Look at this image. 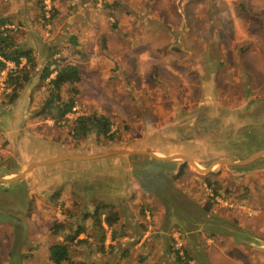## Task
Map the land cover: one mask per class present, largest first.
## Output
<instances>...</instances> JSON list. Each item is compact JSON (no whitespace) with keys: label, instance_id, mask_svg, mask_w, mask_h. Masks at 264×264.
<instances>
[{"label":"rangeland","instance_id":"374dc122","mask_svg":"<svg viewBox=\"0 0 264 264\" xmlns=\"http://www.w3.org/2000/svg\"><path fill=\"white\" fill-rule=\"evenodd\" d=\"M0 18L37 60L15 99L0 72V177L50 152L20 145L12 156L4 131L15 123L4 115L15 113L56 152H184L208 168L264 148V0H0ZM54 58L83 74L68 120L37 115L50 95L40 76ZM93 112L112 119L116 140L73 135V120ZM255 162L208 173L186 163L175 179L163 172L177 163L144 155L36 167L0 183V212L26 224L0 221V264H54L50 247L78 225L86 232L64 264H182L176 250L191 264H264V157ZM97 208L119 222L84 220Z\"/></svg>","mask_w":264,"mask_h":264},{"label":"trees","instance_id":"16d2710c","mask_svg":"<svg viewBox=\"0 0 264 264\" xmlns=\"http://www.w3.org/2000/svg\"><path fill=\"white\" fill-rule=\"evenodd\" d=\"M72 3H76L77 0H69ZM76 43V38H73ZM26 61L24 65L23 61ZM59 58H54L47 63L42 70L40 79L41 81H47L50 95L46 100L42 112L49 113L51 118L58 121L68 120V115L74 112L76 107L77 96L79 94L76 84L83 80L80 68L74 64H65ZM11 61L17 66L16 70L9 71L7 76V83L9 87H12V98H16L19 92L25 90L26 85L32 80L31 71L36 69L37 60L35 58L33 50L17 44L10 34V29L7 27V20L0 18V72L7 68V63ZM69 85L71 96L66 99L64 94V87ZM222 119L224 113L219 115ZM219 123L221 119H216ZM73 135L75 137H88L90 134H97L103 136L106 140H116L118 138V132L114 130V123L112 119L103 114L97 112L91 114H82L77 116L73 120ZM187 162H184V167L187 166ZM184 174V168L179 171V175ZM104 209L97 208L93 214H87L84 220L92 217L100 225L106 224L108 227H113L119 222L120 216L117 212L106 211ZM104 216V218H103ZM63 228L62 224H57L54 227L56 229ZM86 232V229L82 225H78L74 230V235L66 236L64 243H56L50 247V259L54 264H64L71 261V249L70 245L76 241L81 233ZM175 257L177 262L182 264H191V256L188 252L185 255L180 254V250H176Z\"/></svg>","mask_w":264,"mask_h":264},{"label":"crops","instance_id":"0c3cea01","mask_svg":"<svg viewBox=\"0 0 264 264\" xmlns=\"http://www.w3.org/2000/svg\"><path fill=\"white\" fill-rule=\"evenodd\" d=\"M25 61V60H24ZM24 61H23V63H24ZM68 64H71V63H68ZM23 65V64H22ZM75 65V64H74ZM78 66V65H77ZM79 67V66H78ZM81 71V70H80ZM81 74H82V72H81ZM83 75V74H82ZM82 82V81H81ZM80 83V82H79ZM79 83H77V84H79ZM76 84V85H77ZM46 103V102H45ZM45 105V104H44ZM44 107V106H43ZM43 110V109H42ZM42 110H41V112H40V114L38 113L37 115H47L48 116V118H50L51 119V121H53L54 120V118H51L48 114L49 113H45V112H42ZM94 113V112H93ZM70 114H72V113H70ZM69 114V115H70ZM13 115V114H12ZM4 117L9 121V123H15V124H13L14 125V128L13 129H11V130H7L6 129V131H4V137L6 138V140H8L10 143H11V147H12V156H15V157H18V155H19V150H20V145L22 146V147H24V148H37V147H39V146H43V148L44 147H47V146H49L48 148H50V152L49 153H47V154H45L44 156H42V159H38V160H35V161H33V162H31V163H29V164H24V166H21V167H19V171H17V172H11V173H8V174H5V175H3V176H1V177H3V178H11V177H13L14 175H16V174H18V173H21L22 171H24V170H26L29 166H31V165H33V164H37V163H41V162H45V161H47V160H49V159H52V158H55V157H60V156H65V155H97V154H88V153H82V152H72V151H64V152H62V151H58V152H56V151H54L55 149H56V145H54V142L49 138V137H47V136H44V135H40L39 133H37L36 132V134H34L31 130H28V126H25V122H26V120H25V115L23 116V115H20L19 113H15L14 115H13V117H12V120H10V118L11 117H9V116H5L4 115ZM50 119H46V120H50ZM53 119V120H52ZM13 120H14V122H13ZM7 121V122H8ZM9 129V128H8ZM10 131L12 132L11 133V135L10 136H8V134H10ZM26 131H28V134L27 135H25V133L24 132H26ZM13 132H15V133H13ZM259 137V136H258ZM51 140V141H50ZM12 144H13V146H12ZM51 144V145H50ZM10 147V148H11ZM15 149V150H14ZM261 149H264V148H261ZM261 149H256L255 150V152H257V151H259V150H261ZM114 150H127V151H135V152H137V151H149V150H144V149H114ZM111 151V150H110ZM59 152H62V153H59ZM149 152H152V153H154V154H156V155H158V156H168V155H175V154H185V155H187V156H189L190 158H192L197 164H198V166L201 168V169H206V168H204L201 164H199L198 163V160L196 159V158H193V157H191L190 155H188V154H186V153H184V152H172V153H168V154H165V153H162V152H160V151H149ZM254 152V153H255ZM99 154H101V153H99ZM251 154H253V153H251ZM251 154H249V155H247L246 157H244L243 159H245V158H247L248 156H250ZM116 155H120V154H116ZM123 155V154H122ZM124 155H133V156H135V155H144V156H148V155H145V154H124ZM112 156H115V155H112ZM109 157H111V156H109ZM148 157H150L151 159H153V160H155V161H158V162H161V163H166V162H171V163H177V165L175 166V168H176V170H177V174H176V170L175 171H173V172H170V173H166V172H163L162 174L163 175H168V174H171V175H173L174 174V177H172V178H180L181 176H183L184 174H185V168L187 167V166H185L184 167V165H183V163L184 162H187V161H185L184 159H180V158H177V159H172V160H158V159H155V158H153V157H151V156H148ZM106 158V157H105ZM263 158V157H262ZM101 159H103V158H101ZM220 159H224V158H220ZM259 159H261V158H259ZM259 159H257V160H259ZM95 160H97V159H95ZM217 160H219V159H217ZM216 160V161H217ZM257 160H255V161H257ZM63 161H66V160H61V161H58V162H54V163H51V164H56V163H60V162H63ZM72 161H83V160H72ZM84 161H90V160H84ZM180 161V162H179ZM181 161H183V162H181ZM214 162L213 164H211L209 167L212 169V167L214 166V164H218V165H220L221 163H217V162ZM228 161H230V160H228ZM255 161H253V162H251V163H249V164H246V165H242V166H237L236 168H241L242 167V169H244V170H246L247 168H250V167H252V165L251 164H253V165H255L254 163H256ZM188 163V162H187ZM51 164H44V165H38V166H36V167H39V166H45V165H51ZM189 165H191L190 163H188ZM223 164V163H222ZM262 164H264V163H262ZM262 164H256V165H262ZM247 165H250V166H247ZM192 166V165H191ZM243 166H246V167H243ZM36 167H34V168H36ZM184 168V174L183 175H179V171L181 170V168ZM194 167V166H193ZM33 168V169H34ZM252 168H254V166L252 167ZM33 169H31L28 173H30ZM129 169H133V168H131V167H129ZM196 169V168H195ZM210 169V170H211ZM164 169H158V170H156V173L158 172V173H161L162 171H163ZM21 171V172H20ZM210 172V171H209ZM208 173V172H207ZM171 177V176H170ZM24 178V177H23ZM22 178V179H23ZM21 180V179H20ZM148 184H146L145 182H144V185H143V187L144 186H147ZM160 193V192H159Z\"/></svg>","mask_w":264,"mask_h":264},{"label":"water","instance_id":"95a60500","mask_svg":"<svg viewBox=\"0 0 264 264\" xmlns=\"http://www.w3.org/2000/svg\"><path fill=\"white\" fill-rule=\"evenodd\" d=\"M116 154H145L148 156H151L155 159L158 160H172V159H184L185 161H187L188 163H190L192 166H194L196 169L203 171V172H209L210 171V167L206 168V169H201L198 164L189 156L185 155V154H175V155H168V156H158L152 152L149 151H127V150H111V151H107V152H103L101 154H97V155H65V156H60V157H55L52 159H49L45 162H41V163H37V164H33L31 166H29L26 170L22 171L21 173H18L16 175H14L11 178H3L0 177V183H13L16 182L20 179H22L23 177H25L28 172L33 169L34 167L38 166V165H44V164H51L54 162H58L61 160H95V159H101V158H105V157H109L112 155H116ZM264 157V149H261L253 154H251L250 156H248L245 159H242L240 161H228L225 159H219L216 162L217 163H223V164H227L228 166H242V165H246L249 164L259 158ZM0 221L2 222H11V223H15L17 225H26L25 222L19 218L17 215L12 214V213H5V212H0Z\"/></svg>","mask_w":264,"mask_h":264},{"label":"built area","instance_id":"2783aa9c","mask_svg":"<svg viewBox=\"0 0 264 264\" xmlns=\"http://www.w3.org/2000/svg\"><path fill=\"white\" fill-rule=\"evenodd\" d=\"M16 68H17V66L15 65V63L14 62H11V61H9L8 63H7V68L6 69H4L2 72L3 73H5L6 71H14V70H16ZM76 110V107L74 108V111Z\"/></svg>","mask_w":264,"mask_h":264}]
</instances>
